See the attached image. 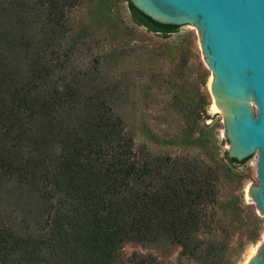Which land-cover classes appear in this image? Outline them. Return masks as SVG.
Listing matches in <instances>:
<instances>
[{
	"label": "trees",
	"instance_id": "16d2710c",
	"mask_svg": "<svg viewBox=\"0 0 264 264\" xmlns=\"http://www.w3.org/2000/svg\"><path fill=\"white\" fill-rule=\"evenodd\" d=\"M78 1L0 0V264H156L119 254L162 237L200 264H223L224 248L201 233L216 232L218 208L236 226L253 216L238 195L220 194L219 173L245 160L138 153L106 89L87 99L81 80L59 83L57 50ZM125 1L148 31H178Z\"/></svg>",
	"mask_w": 264,
	"mask_h": 264
},
{
	"label": "rangeland",
	"instance_id": "374dc122",
	"mask_svg": "<svg viewBox=\"0 0 264 264\" xmlns=\"http://www.w3.org/2000/svg\"><path fill=\"white\" fill-rule=\"evenodd\" d=\"M178 27L168 35L153 33L133 20L125 0H79L57 50V80H81L80 88L86 86L82 97L87 99L98 87L106 89L108 106L133 134L138 153L164 162L184 155L226 163L229 144L223 118L213 106L212 75L198 31L192 25ZM257 159L255 153L242 164H226L230 171L218 175L220 194L238 195L253 216L246 210L236 226L231 212L218 208L216 232H199L202 243L224 248L223 264H246L264 243V216L248 195L251 185L258 184ZM133 254L151 256L156 264H200L203 257L199 253L200 259L189 258L167 237L155 243H124L121 261L128 262Z\"/></svg>",
	"mask_w": 264,
	"mask_h": 264
},
{
	"label": "water",
	"instance_id": "95a60500",
	"mask_svg": "<svg viewBox=\"0 0 264 264\" xmlns=\"http://www.w3.org/2000/svg\"><path fill=\"white\" fill-rule=\"evenodd\" d=\"M129 1L156 23L198 31L227 157L241 162L257 153L258 184L248 195L264 216V0ZM247 264H264V243Z\"/></svg>",
	"mask_w": 264,
	"mask_h": 264
},
{
	"label": "bare ground",
	"instance_id": "6f19581e",
	"mask_svg": "<svg viewBox=\"0 0 264 264\" xmlns=\"http://www.w3.org/2000/svg\"><path fill=\"white\" fill-rule=\"evenodd\" d=\"M213 106H214V108H215V110H217L218 111V109L216 108V106H215V101L213 100ZM248 262V261H247ZM247 264V263H246Z\"/></svg>",
	"mask_w": 264,
	"mask_h": 264
}]
</instances>
